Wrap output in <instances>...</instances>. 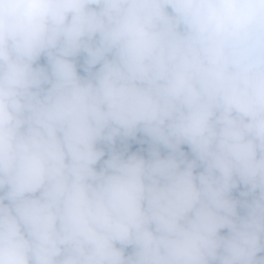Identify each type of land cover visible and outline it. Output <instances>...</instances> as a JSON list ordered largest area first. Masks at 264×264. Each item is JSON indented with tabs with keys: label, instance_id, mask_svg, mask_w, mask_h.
I'll return each instance as SVG.
<instances>
[{
	"label": "clouds",
	"instance_id": "1",
	"mask_svg": "<svg viewBox=\"0 0 264 264\" xmlns=\"http://www.w3.org/2000/svg\"><path fill=\"white\" fill-rule=\"evenodd\" d=\"M0 264H264V0H0Z\"/></svg>",
	"mask_w": 264,
	"mask_h": 264
}]
</instances>
